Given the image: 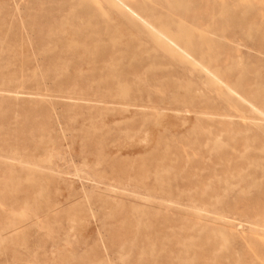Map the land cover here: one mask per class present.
Segmentation results:
<instances>
[{"label": "rangeland", "instance_id": "1", "mask_svg": "<svg viewBox=\"0 0 264 264\" xmlns=\"http://www.w3.org/2000/svg\"><path fill=\"white\" fill-rule=\"evenodd\" d=\"M0 264H264V0H0Z\"/></svg>", "mask_w": 264, "mask_h": 264}, {"label": "bare ground", "instance_id": "2", "mask_svg": "<svg viewBox=\"0 0 264 264\" xmlns=\"http://www.w3.org/2000/svg\"><path fill=\"white\" fill-rule=\"evenodd\" d=\"M114 1H117V2H119V0H114ZM122 7H126L125 5H122L121 3H119ZM139 19H140V21L141 22H143L144 24H146L147 26H148V22L146 21V20H144V19H142V17H139Z\"/></svg>", "mask_w": 264, "mask_h": 264}]
</instances>
